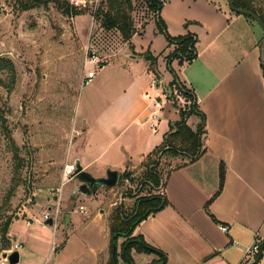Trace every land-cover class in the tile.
I'll use <instances>...</instances> for the list:
<instances>
[{
  "label": "crops",
  "instance_id": "1",
  "mask_svg": "<svg viewBox=\"0 0 264 264\" xmlns=\"http://www.w3.org/2000/svg\"><path fill=\"white\" fill-rule=\"evenodd\" d=\"M160 16L172 37L198 38V57L183 65L175 60L172 68L195 93L206 117V151L165 175L162 191L169 204L142 221L133 236H142L163 252L165 264L251 263L248 251L256 240L264 241V36L251 19L232 13L226 0H166ZM124 44L109 63L96 67L79 59L74 71L76 133L69 159L94 177L105 176L108 169L133 172L162 144L170 125L180 120L166 96L173 80L166 57L173 48L159 33L155 17L137 23L131 45ZM147 52L157 58L156 71L143 57ZM90 71L95 76L84 84ZM154 111L158 119L152 128ZM188 125L196 130L190 119ZM177 161L184 162L172 159L169 169ZM222 166L224 183L217 195ZM102 222L94 216L80 225L90 229L101 223L106 244L89 249L87 257L74 256V264H108L109 218ZM122 243L120 239L119 255ZM86 244L91 245L87 240ZM132 257L135 264L160 260L155 253L133 251ZM118 259L124 264L122 256ZM258 264H264V249Z\"/></svg>",
  "mask_w": 264,
  "mask_h": 264
},
{
  "label": "rangeland",
  "instance_id": "2",
  "mask_svg": "<svg viewBox=\"0 0 264 264\" xmlns=\"http://www.w3.org/2000/svg\"><path fill=\"white\" fill-rule=\"evenodd\" d=\"M20 1L0 0V59L11 61L15 71L14 75L0 70V259L21 244L18 264H74V256L87 257L89 249L106 244L101 223L90 229L80 225L94 216L106 224L117 206L129 208L134 202L129 195L135 193L136 184L119 183V178L113 188L101 187L88 201L79 193L80 182L73 173L65 175L66 165L73 164L69 155L76 133L74 71L79 59L99 67L112 61L125 42L95 19L102 0H44L30 10H22ZM59 3L85 11L66 16ZM135 5V23L149 19L145 5L138 0ZM177 102L189 111L190 101L181 96ZM190 123L196 129L200 119L193 116ZM7 133L19 147L18 174ZM168 161L172 165L170 158L161 161L164 174ZM144 171L141 164L132 172L134 179ZM81 204L87 214L80 211ZM48 213L54 217L52 225L44 220ZM7 220L11 224L4 234Z\"/></svg>",
  "mask_w": 264,
  "mask_h": 264
},
{
  "label": "trees",
  "instance_id": "3",
  "mask_svg": "<svg viewBox=\"0 0 264 264\" xmlns=\"http://www.w3.org/2000/svg\"><path fill=\"white\" fill-rule=\"evenodd\" d=\"M136 1L137 0H102L94 12V17L99 21L102 29L105 31H117L123 42L130 44L132 37L136 33V23L133 17L136 11ZM138 1H141L143 5H145L149 12V16L153 15L155 17L159 33L165 36L168 48H173L166 57L168 70L173 75V81L169 84L167 89V96L178 109L180 120L170 125V130L165 134L162 144L146 156L142 163L145 171L139 180L134 179L132 172L129 171H125L120 176L119 183L121 181H127L131 186L136 184V189L135 193L131 192L129 195L134 199L133 205L126 208L121 204L117 206L109 216L111 234V257L109 264H117L119 256H122L124 264H135L132 257L133 251L137 253H155L160 257V260L153 264H165L166 255L163 252L149 245L142 236H133V233L142 221L160 212L169 204L166 196L159 194L166 186L167 178H165V175L169 176L172 171L195 162L202 157L206 151L204 147V138L207 135L205 128L206 117L199 107L195 93L180 81L172 68V62L175 60L178 61L180 65H183L184 63H191L198 57V38L193 34H187L182 37H172L169 34L166 24L160 16L161 9L166 0ZM45 2L44 0H21L20 5L22 10H30ZM232 2L238 9L256 14L264 23V0H232ZM59 9L62 10L66 16H79L85 11V9L82 10V8L76 7L70 9L69 6H65V3H59ZM143 57L150 63L151 69L156 71L157 58L150 52L145 53ZM261 66L263 69V60ZM4 69L12 71L15 75L13 63L7 59H0V70ZM175 90L180 96L184 97L186 101L191 102L189 111L184 110L172 96ZM193 116L200 118L201 121L196 130L191 129L188 125V120ZM7 137L13 151V158L17 161L15 173L18 174L19 170L22 168L20 165L19 147L16 145L10 133H7ZM167 158L180 159L184 162L177 163L172 169H169L167 174H164L160 166L161 161ZM171 166V163H169L168 167ZM224 172L225 170L222 166L221 185L217 195L220 194L222 190ZM210 203L211 201L207 203L206 209ZM10 224L11 222L9 220L4 223V234L7 233ZM120 239H124L125 241L121 245V254L118 255L117 244ZM249 261L250 260H247L244 264H249Z\"/></svg>",
  "mask_w": 264,
  "mask_h": 264
},
{
  "label": "water",
  "instance_id": "4",
  "mask_svg": "<svg viewBox=\"0 0 264 264\" xmlns=\"http://www.w3.org/2000/svg\"><path fill=\"white\" fill-rule=\"evenodd\" d=\"M226 3L229 10L232 13L249 17L252 20H254L261 29L262 34L264 36V23L260 20V18L256 14L238 9L237 7L234 6L232 0H226ZM263 72H264V68H263ZM74 166H75V171L72 176L80 182L79 193L84 196H91L93 194H96L101 187L113 188L118 183V180L120 178V173L116 170L108 169L105 173V176L94 177L90 173L84 171L79 164L78 165L75 164ZM49 224L52 225L53 221L50 220ZM263 249H264V241L260 245V250L257 257L255 258L254 261H252L249 264L259 263V261L262 259ZM4 257H6V255H4ZM20 258H21L20 252L15 251L9 256V262L10 264H18L20 262Z\"/></svg>",
  "mask_w": 264,
  "mask_h": 264
},
{
  "label": "built area",
  "instance_id": "5",
  "mask_svg": "<svg viewBox=\"0 0 264 264\" xmlns=\"http://www.w3.org/2000/svg\"><path fill=\"white\" fill-rule=\"evenodd\" d=\"M96 61V59H95ZM95 76V71H90L87 73V75L85 76V81H84V84H88L89 82L92 81V79L94 78ZM157 80L155 79L154 80V83H156ZM167 96V95H166ZM172 96L177 99V100H181V96L178 94V92L175 90L172 94ZM168 98V96H167ZM171 100V99H170ZM172 101V100H171ZM155 107H160V103H157L155 105ZM161 108V107H160ZM158 119V112L157 111H154L152 113V116L151 118L149 119L150 120V127H155L156 124L155 122L157 121ZM71 166L70 168H67V166ZM75 171V166L74 164H67L66 167H65V175H71L72 173H74ZM160 194L164 196V192L161 190L160 191ZM80 211L82 213H85L87 214L88 213V209H86L85 206H80ZM58 213H59V208L57 209V212H56V216L58 217ZM54 219V217H52L49 213L46 214L44 216V220L47 221V220H52ZM221 230L223 231H227V228L224 227V226H221ZM260 245H261V241L260 240H256V243L255 245H253V247L250 248V250L248 251V255L252 258V260L254 261L255 258L257 257L258 253H259V250H260ZM22 250V245L21 244H15L13 249L9 250V251H6L4 253V255H6V257H4V255L1 257L0 261H3L4 264H10L9 262V256L14 253L15 251H18V252H21Z\"/></svg>",
  "mask_w": 264,
  "mask_h": 264
},
{
  "label": "clouds",
  "instance_id": "6",
  "mask_svg": "<svg viewBox=\"0 0 264 264\" xmlns=\"http://www.w3.org/2000/svg\"><path fill=\"white\" fill-rule=\"evenodd\" d=\"M101 124H102V126H103L104 122H101ZM70 167H71L70 165L67 166V168H70ZM0 264H4V262H3V261H0Z\"/></svg>",
  "mask_w": 264,
  "mask_h": 264
}]
</instances>
